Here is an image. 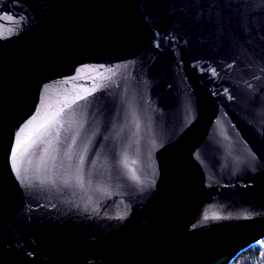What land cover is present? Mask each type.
Here are the masks:
<instances>
[{
  "label": "water",
  "instance_id": "95a60500",
  "mask_svg": "<svg viewBox=\"0 0 264 264\" xmlns=\"http://www.w3.org/2000/svg\"><path fill=\"white\" fill-rule=\"evenodd\" d=\"M263 239L264 0H0V264Z\"/></svg>",
  "mask_w": 264,
  "mask_h": 264
},
{
  "label": "trees",
  "instance_id": "16d2710c",
  "mask_svg": "<svg viewBox=\"0 0 264 264\" xmlns=\"http://www.w3.org/2000/svg\"><path fill=\"white\" fill-rule=\"evenodd\" d=\"M231 264H264V239L241 251Z\"/></svg>",
  "mask_w": 264,
  "mask_h": 264
}]
</instances>
